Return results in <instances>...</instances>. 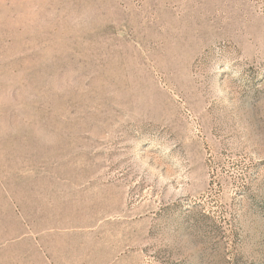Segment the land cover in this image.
Instances as JSON below:
<instances>
[{"label": "rangeland", "instance_id": "rangeland-1", "mask_svg": "<svg viewBox=\"0 0 264 264\" xmlns=\"http://www.w3.org/2000/svg\"><path fill=\"white\" fill-rule=\"evenodd\" d=\"M0 264H264V0H0Z\"/></svg>", "mask_w": 264, "mask_h": 264}]
</instances>
